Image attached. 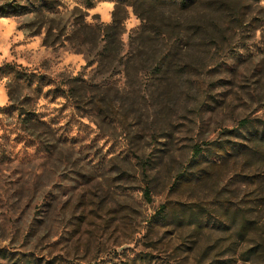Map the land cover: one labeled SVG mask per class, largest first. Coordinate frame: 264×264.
<instances>
[{
	"label": "rangeland",
	"instance_id": "374dc122",
	"mask_svg": "<svg viewBox=\"0 0 264 264\" xmlns=\"http://www.w3.org/2000/svg\"><path fill=\"white\" fill-rule=\"evenodd\" d=\"M119 1L0 0V264H264V0Z\"/></svg>",
	"mask_w": 264,
	"mask_h": 264
},
{
	"label": "trees",
	"instance_id": "16d2710c",
	"mask_svg": "<svg viewBox=\"0 0 264 264\" xmlns=\"http://www.w3.org/2000/svg\"><path fill=\"white\" fill-rule=\"evenodd\" d=\"M152 1L154 3H159L160 5H176L179 6V8H188L189 6H191V4H193L196 0H149ZM120 4L121 2H124L122 0L119 1ZM119 4V5H120ZM9 5V4H8ZM7 4H3L0 5V15H4L7 12H10L8 8H10ZM118 7V6H117ZM117 7L115 9L114 12V20L113 23H109L106 24L107 26L104 27V44L102 46V54H107L108 52H111L112 50H114V47L118 44V42L120 41V26L121 23L120 21H117V19L115 18L116 12H117ZM162 24H166L165 22H162ZM167 25V24H166ZM165 32V31H164ZM166 34V33H164ZM166 36V35H165ZM169 42L171 40V36H169ZM19 66L15 65V64H7L6 65V69L11 71L12 73H14L16 76H25V78H27L28 73L26 74V72L24 71V69H20L18 68ZM30 78V77H29ZM28 78V79H29ZM12 83V82H11ZM9 84L8 88L9 89V95H10V99H13V95H14V88H13V84ZM242 124H247L249 122V120L247 119H243ZM202 151L201 147H199L198 145L195 146V155L197 156L198 154H200Z\"/></svg>",
	"mask_w": 264,
	"mask_h": 264
}]
</instances>
